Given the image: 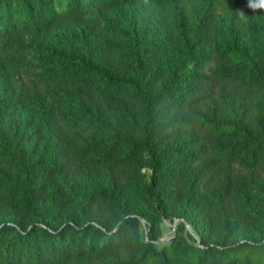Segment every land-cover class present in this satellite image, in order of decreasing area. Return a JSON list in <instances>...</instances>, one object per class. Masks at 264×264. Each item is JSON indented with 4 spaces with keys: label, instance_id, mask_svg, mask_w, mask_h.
<instances>
[{
    "label": "trees",
    "instance_id": "16d2710c",
    "mask_svg": "<svg viewBox=\"0 0 264 264\" xmlns=\"http://www.w3.org/2000/svg\"><path fill=\"white\" fill-rule=\"evenodd\" d=\"M172 1L0 0V264H264V11Z\"/></svg>",
    "mask_w": 264,
    "mask_h": 264
},
{
    "label": "rangeland",
    "instance_id": "374dc122",
    "mask_svg": "<svg viewBox=\"0 0 264 264\" xmlns=\"http://www.w3.org/2000/svg\"><path fill=\"white\" fill-rule=\"evenodd\" d=\"M173 8H179V9H186L189 11V9L191 10V12L194 13V11L196 9L199 8H203L201 5L197 4V0H176V1H172L171 3ZM149 8L148 10L143 8V12L141 11V13L139 14V16H143L142 18H145L146 20L151 18L152 22L150 23V26L154 29V33H155V38L157 39L158 37H162L164 34H166L168 32V27L171 26V22L169 20V18H171L170 16H166V12H162L159 11L160 6H155ZM216 9L218 10V14L221 17H225L226 13L229 12L228 8L223 7L222 4L218 3L216 4ZM89 16V15H87ZM86 16V17H87ZM99 17H103V15H98ZM162 16L166 17L165 19H162ZM95 17H97V15H95ZM100 22L103 23V20H98ZM144 22V21H143ZM213 58L210 56L209 58H206L204 63H203V70L208 71L211 69V67L213 66ZM10 83H13L11 80H7ZM15 87H17V84L15 85ZM13 90V89H11ZM182 221V219H173L170 220L168 218L163 217L161 219V235L159 236L158 239H156L154 242L158 245H163L166 244L170 238L173 237V235L175 234L176 230H177V226L178 224H180ZM145 220L142 219L141 220V229L146 231V226H145ZM182 232L184 234V236L191 242H198V236L197 234L194 232L193 228L191 227V225L186 222V221H182Z\"/></svg>",
    "mask_w": 264,
    "mask_h": 264
},
{
    "label": "clouds",
    "instance_id": "9594fccd",
    "mask_svg": "<svg viewBox=\"0 0 264 264\" xmlns=\"http://www.w3.org/2000/svg\"><path fill=\"white\" fill-rule=\"evenodd\" d=\"M247 7L252 12L264 11V0H247ZM240 16L241 18H245L243 11H241Z\"/></svg>",
    "mask_w": 264,
    "mask_h": 264
}]
</instances>
